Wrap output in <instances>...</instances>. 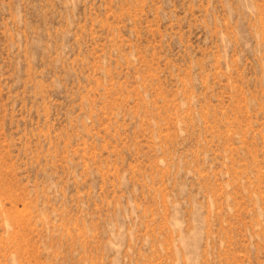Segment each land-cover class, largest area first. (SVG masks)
<instances>
[{"label": "rangeland", "instance_id": "374dc122", "mask_svg": "<svg viewBox=\"0 0 264 264\" xmlns=\"http://www.w3.org/2000/svg\"><path fill=\"white\" fill-rule=\"evenodd\" d=\"M0 264H264V0H0Z\"/></svg>", "mask_w": 264, "mask_h": 264}]
</instances>
